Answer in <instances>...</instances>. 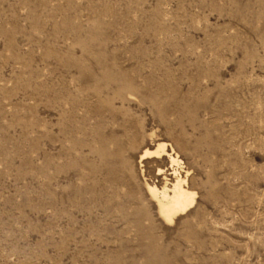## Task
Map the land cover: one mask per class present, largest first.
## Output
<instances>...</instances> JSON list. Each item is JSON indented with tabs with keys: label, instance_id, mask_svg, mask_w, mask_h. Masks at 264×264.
Returning <instances> with one entry per match:
<instances>
[{
	"label": "rangeland",
	"instance_id": "rangeland-1",
	"mask_svg": "<svg viewBox=\"0 0 264 264\" xmlns=\"http://www.w3.org/2000/svg\"><path fill=\"white\" fill-rule=\"evenodd\" d=\"M0 264H264V0H0Z\"/></svg>",
	"mask_w": 264,
	"mask_h": 264
},
{
	"label": "bare ground",
	"instance_id": "bare-ground-1",
	"mask_svg": "<svg viewBox=\"0 0 264 264\" xmlns=\"http://www.w3.org/2000/svg\"><path fill=\"white\" fill-rule=\"evenodd\" d=\"M165 156L169 158L171 167L173 169L171 175L173 181L170 182L167 176L164 177L165 183L162 187H158L154 183H146L149 194L155 199L158 206L160 216L166 222H173L176 216L189 210L195 203L196 192L191 190L188 186L187 175L182 177L178 169L174 165H179L180 160L174 152L166 149L165 142L157 143L154 149L146 147L141 154V159L157 158L163 159ZM161 169V168H160ZM158 169L159 171H161ZM163 171V170H162ZM170 176V174H169Z\"/></svg>",
	"mask_w": 264,
	"mask_h": 264
}]
</instances>
